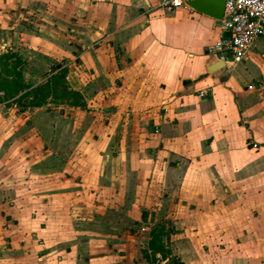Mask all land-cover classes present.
<instances>
[{"label":"crops","instance_id":"crops-1","mask_svg":"<svg viewBox=\"0 0 264 264\" xmlns=\"http://www.w3.org/2000/svg\"><path fill=\"white\" fill-rule=\"evenodd\" d=\"M217 26L157 0H0V54L92 96L87 128L0 105V264H264V37L209 73Z\"/></svg>","mask_w":264,"mask_h":264},{"label":"rangeland","instance_id":"rangeland-1","mask_svg":"<svg viewBox=\"0 0 264 264\" xmlns=\"http://www.w3.org/2000/svg\"><path fill=\"white\" fill-rule=\"evenodd\" d=\"M23 59L25 58L23 57ZM57 62L67 63L65 59H59ZM29 65L26 61V64L20 69L26 87L21 93L23 95V103L30 102L35 105H41L40 107H44L47 111L55 109L65 125L71 124L72 126L82 128L92 127V96L90 95L91 90L89 86H81L73 89L67 79H56L51 84H47L49 81L51 82L54 77L53 75L40 85H35L34 83L37 82L38 78H35L34 82L29 80L28 83L26 76L32 72ZM56 78H59V76L57 75ZM14 103H16L17 109L21 111L24 109L17 104L18 102H14L12 99L9 102H1L0 105L6 113ZM142 232L148 235V240H152L149 248L150 251L152 253H158L159 251L163 257V253L167 250L164 243L167 239L166 230L159 227H149L148 230H142Z\"/></svg>","mask_w":264,"mask_h":264},{"label":"built area","instance_id":"built-area-1","mask_svg":"<svg viewBox=\"0 0 264 264\" xmlns=\"http://www.w3.org/2000/svg\"><path fill=\"white\" fill-rule=\"evenodd\" d=\"M157 1L160 8L175 10L188 8L193 0ZM217 30L218 36L208 48V55L225 67H233L243 60L256 40L264 37V0H225Z\"/></svg>","mask_w":264,"mask_h":264},{"label":"trees","instance_id":"trees-1","mask_svg":"<svg viewBox=\"0 0 264 264\" xmlns=\"http://www.w3.org/2000/svg\"><path fill=\"white\" fill-rule=\"evenodd\" d=\"M26 64V60L16 52H7L0 54V103L9 102L11 99L21 107H40L41 105H35L33 103H23L22 91L26 88L23 82V76L21 72V67ZM66 71L61 70L56 75H53L51 84L56 79H66ZM59 78H56V76ZM33 104V105H32ZM168 250L163 253V258L166 259L168 256ZM169 264H180L175 259H171Z\"/></svg>","mask_w":264,"mask_h":264},{"label":"water","instance_id":"water-1","mask_svg":"<svg viewBox=\"0 0 264 264\" xmlns=\"http://www.w3.org/2000/svg\"><path fill=\"white\" fill-rule=\"evenodd\" d=\"M215 3V8L211 9L210 5ZM189 6L201 13H204L215 20H221L224 15L225 9V0H193L189 3ZM60 67V66H59ZM225 68V64L223 62H215L209 68L208 72L212 73L218 69Z\"/></svg>","mask_w":264,"mask_h":264}]
</instances>
